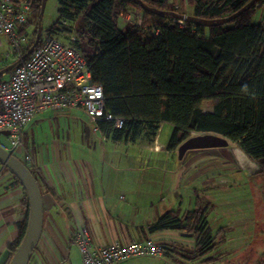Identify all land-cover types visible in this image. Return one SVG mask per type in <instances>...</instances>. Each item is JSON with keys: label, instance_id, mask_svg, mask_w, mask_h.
I'll return each mask as SVG.
<instances>
[{"label": "trees", "instance_id": "trees-1", "mask_svg": "<svg viewBox=\"0 0 264 264\" xmlns=\"http://www.w3.org/2000/svg\"><path fill=\"white\" fill-rule=\"evenodd\" d=\"M41 1L29 0L30 15L22 31L38 20ZM249 2L194 0L190 16L224 19ZM141 5L183 15L167 0H57L56 20L41 32L39 43L58 34V27L74 25L72 44L86 61L92 82L102 88L104 109L113 118L98 120L96 132L112 142L126 143L154 138L160 126L168 124L172 127L170 151L192 136L216 135L235 145L256 165L257 174L264 176V21H252L264 0H256L229 23L212 27L179 25L171 16L150 13ZM131 11L142 14L143 31L128 24L118 28V19ZM36 31L37 27L22 56L34 43ZM203 103L211 111L203 112ZM114 119L122 121L120 128L114 127ZM29 171L38 184L37 171ZM203 225L198 210L182 218L171 213L159 218L149 233H191L197 243L191 260H196L212 244ZM17 227L4 264L24 235L26 217Z\"/></svg>", "mask_w": 264, "mask_h": 264}, {"label": "crops", "instance_id": "crops-1", "mask_svg": "<svg viewBox=\"0 0 264 264\" xmlns=\"http://www.w3.org/2000/svg\"><path fill=\"white\" fill-rule=\"evenodd\" d=\"M192 1L167 0L183 15L192 14ZM259 21L262 20L258 18L255 23ZM75 111L40 112L23 132L24 149L32 154L38 168L36 176L43 207L41 236L28 264H81L79 251L72 242L77 226L87 230L95 247L150 236L164 247L163 258H173L182 264H264V176L257 174L256 165L235 145L228 143L222 150L188 151L175 161L176 151L168 150L160 142L168 124H162L157 135L149 140L139 138L124 143L100 136L101 143L107 146L94 156L68 150L72 142L82 147L81 136L66 138V144L71 146L65 152L64 148L59 151L56 147L36 153L25 144L26 129L39 116ZM169 128L172 132V127ZM246 179L247 193L238 192L239 182ZM171 180L172 186L177 182L179 194L172 190L173 202L165 203L158 187ZM190 186H194L189 190L191 196H183L182 190ZM248 209L253 216H249ZM196 210L204 217L203 233L207 232L214 241L205 261L191 260L197 244L191 233H149V228L166 214L182 218ZM26 213L23 189L0 166V264L6 262L7 246L17 237V225ZM256 220L259 222L255 227ZM252 250L254 258L249 263L246 256ZM228 253L230 260L223 257ZM141 260L135 258L122 264H144Z\"/></svg>", "mask_w": 264, "mask_h": 264}, {"label": "built area", "instance_id": "built-area-1", "mask_svg": "<svg viewBox=\"0 0 264 264\" xmlns=\"http://www.w3.org/2000/svg\"><path fill=\"white\" fill-rule=\"evenodd\" d=\"M30 12L29 0H0V38L5 39L20 62L8 78L0 82V133L7 144L0 148L18 158L29 170L38 171L31 153L23 146V132L30 121L40 112L80 110L93 126L103 119L113 120L104 109L103 92L92 82L90 71L74 44L44 38L22 58V51L30 40L28 29L21 30ZM141 14L136 11L124 15L125 22L144 30ZM179 25L181 21L177 20ZM157 34L158 30H153ZM122 121L114 119V127ZM72 242L77 248L81 264H121L131 259L151 257L158 259L164 247L147 236L125 244L95 247L87 230L77 226Z\"/></svg>", "mask_w": 264, "mask_h": 264}, {"label": "rangeland", "instance_id": "rangeland-1", "mask_svg": "<svg viewBox=\"0 0 264 264\" xmlns=\"http://www.w3.org/2000/svg\"><path fill=\"white\" fill-rule=\"evenodd\" d=\"M30 3V2H29ZM176 8V7H175ZM177 9V8H176ZM57 0H44L43 4V11L40 19V26H41V32H44L50 25L53 24V22L56 20L57 17ZM137 13H140L139 11H136ZM141 14V13H140ZM30 15V12H29ZM143 21L142 14L140 15ZM29 18V16H28ZM260 18L262 21H264V6L258 8L252 18V21L255 23L257 19ZM38 20H33V24L31 27L28 28V34L30 39L32 38V30H34L37 27ZM127 23L125 22L124 18H119L117 21V26L119 29H123ZM59 32L58 34L54 35L53 37L56 38L59 41L71 43L75 39V32H74V25L72 24H65V26L58 27ZM44 34L42 33L41 36ZM40 36V37H41ZM44 39V38H42ZM40 41V39H39ZM14 62V55L12 54L11 48L8 45L7 41L5 39L0 38V70L7 67L8 65L12 64ZM8 78V75L5 74L1 77V80H5ZM203 112L211 111V107L208 103H203L202 105ZM62 113V112H61ZM170 126H165L163 133L161 134L160 142H164L166 146H168V141L170 138L171 129ZM168 131V132H167ZM78 135V136H77ZM79 136L83 137L82 141V147H76L71 144H66V138L71 140L72 138L76 139ZM197 136V135H196ZM194 137V136H192ZM7 141L4 136L0 135V145H6ZM25 144L28 147H33L35 149V152H41L46 150V148L50 150H54V148L58 147V150H62L64 148V152L67 151V146L71 148L68 150H71L73 152H76V154H84L86 152L89 155L94 156L97 153H101V151L106 148L105 143H101L100 141V135L92 131V126L89 120L84 116V114L76 110L75 112H67L65 115H53L52 112L50 115H44L39 116L37 122L34 124H31L30 127L26 129V137H25ZM36 145V146H35ZM110 147H114L112 145H108ZM120 149H123V147H117ZM223 149V148H219ZM124 152V150H123ZM32 155V154H31ZM175 161H177V155L175 157ZM240 178V176H239ZM252 181H250L251 184H249L250 189H252ZM168 185V186H167ZM247 179L242 180V182H239V186L236 188V190H239L238 192L244 191V193H247ZM161 189V192L164 196V202H170L172 203V190L176 191L177 194H179V190L177 189V182L174 186H172V180L166 181L164 186L158 187ZM194 188V186H190L189 188H185L182 190L183 196L186 194V196H191L189 193V190ZM153 190V189H152ZM218 189L216 190V192ZM215 192V195H216ZM236 192V191H235ZM155 193V191L152 192V195ZM189 204V203H186ZM204 204L202 203L201 206ZM250 211L249 216H253V212L251 209H248ZM259 222V221H258ZM257 220L254 223L255 227L258 224ZM214 241H212L213 243ZM214 245V244H213ZM215 252H218L215 250ZM254 250L250 252L248 256H246V259L251 262V260L254 258V255H252ZM209 257V255H203L202 257H199V260H206ZM223 257H226V259H229L230 253L228 255H224ZM145 258V259H144ZM142 260L140 263L144 264H182V262H178L176 259H171L169 257L165 258H151V257H142ZM197 259V260H198ZM230 260V259H229ZM127 262V261H126ZM124 263V262H123ZM122 264V263H121Z\"/></svg>", "mask_w": 264, "mask_h": 264}, {"label": "water", "instance_id": "water-1", "mask_svg": "<svg viewBox=\"0 0 264 264\" xmlns=\"http://www.w3.org/2000/svg\"><path fill=\"white\" fill-rule=\"evenodd\" d=\"M256 2V0H250V2L239 10L237 13L218 20H202L195 19L190 15H177V14H169L167 12L158 11L154 8H148L145 5H141V7L153 14L157 15H169L175 20H179L181 22L190 23L197 26L202 27H212V26H221L229 23L230 21L239 17L242 13L249 10L250 7ZM44 0L41 1L40 12L38 16L37 22V31L35 41L32 46L27 50V52L22 56L21 59H25L28 54L34 49L36 44L39 42L41 36V26L40 19L43 11ZM20 62L17 60L7 67L0 70V76L7 74L12 71V69ZM2 136H7V132L0 133ZM228 145V141L225 138L216 136V135H197L191 137L184 141L176 150L177 158L179 160L182 159L184 154L188 151H196V150H208V149H219L225 148ZM0 166L7 170L20 184L26 196V205H27V213H26V227L24 235L12 255L7 264H28L30 256L32 255L39 238L42 232V221H43V207H42V199L40 189L38 187L37 181L34 176L31 174L29 169L16 157L12 156L10 153L4 151L0 148Z\"/></svg>", "mask_w": 264, "mask_h": 264}]
</instances>
